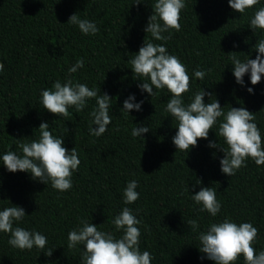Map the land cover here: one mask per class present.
<instances>
[{"label": "trees", "instance_id": "16d2710c", "mask_svg": "<svg viewBox=\"0 0 264 264\" xmlns=\"http://www.w3.org/2000/svg\"><path fill=\"white\" fill-rule=\"evenodd\" d=\"M136 2L0 0V63L4 65L0 71V211L22 207L26 216L14 227L47 238L43 250L35 246L20 250L9 245L10 233L0 232V264H83L84 246L69 249L68 233L87 221L119 239L123 230L118 231L112 221L124 207L131 208L140 221L139 247L150 252L151 264H215L199 251L198 236L225 218L256 227L253 247L257 254L264 250V165L248 158L234 176L221 172L224 153L208 145L228 147L218 135L223 117L207 140H198L188 152L177 150L172 141L178 121L165 110L171 93L166 88H153L152 97L142 92L138 85L144 78L134 76L129 62L145 40L165 46L190 76V89L182 96L185 106L203 90L211 94L204 103L217 100L225 114L231 107H244L256 115L253 122L264 141V76L252 85L246 73L241 86L229 58L233 52L241 62L258 55L255 45L264 39V30L251 29L250 21L264 7V0L243 14L231 9L228 0H185L180 31L165 32L164 36L170 35L166 41L145 32L156 0ZM73 14L94 22L99 32L84 35L68 23ZM78 59L84 60V67L69 76ZM197 69L206 73L203 80L195 77ZM68 78L112 100V122L102 136L89 132L90 125L96 127L90 115L97 107L95 98L87 100L80 112L70 106L66 118L43 108L41 92ZM130 95L135 103L143 101L140 111L122 110ZM41 123L49 125L54 137H62L64 147L69 151L75 147L78 153L80 164L68 191L55 190L50 181L41 183L28 172H9L2 163L6 152L22 155L21 143L39 139ZM136 126L150 131L142 138L133 137ZM131 180L138 182L139 199L126 205L123 193ZM202 187L216 191L222 207L215 217L192 200ZM189 220H196L199 228L192 229ZM49 250L51 257L44 254ZM235 264H245L243 257Z\"/></svg>", "mask_w": 264, "mask_h": 264}, {"label": "clouds", "instance_id": "9594fccd", "mask_svg": "<svg viewBox=\"0 0 264 264\" xmlns=\"http://www.w3.org/2000/svg\"><path fill=\"white\" fill-rule=\"evenodd\" d=\"M140 3L137 0L135 4ZM228 3L231 9L243 14L247 9L256 6L259 0H228ZM185 7V0H156L145 32L158 41L170 39V35L166 37L163 34L170 30L180 31V13ZM68 23L77 25L84 35H96L99 32L94 22L81 19L77 14L71 15ZM250 28L264 30V7L255 12ZM255 49L258 53L256 58L244 62H241L237 53L229 54L234 65L233 75L241 86H244L243 77L246 73H250L252 85H257L264 76V39L257 42ZM129 62L134 76L144 78L143 83L138 85L142 92H147L152 97L156 95L153 88H166L171 93L165 110L178 121L177 132L172 141L177 150L188 152L190 148L197 146L198 140H207L218 118L223 117L218 135L224 138L228 147L221 148L216 142H209L208 145L210 148H219L224 153V158L220 160L221 172L229 177L234 176L237 170L246 166L245 161L248 158L257 166L264 165V141L257 124L253 122L256 119L255 114L244 107H231L225 114L217 100L204 103V97H211V94L203 90L195 93L194 99L185 106L182 96L190 89V76L180 59L169 54L163 45L145 40L138 54L133 55ZM83 67L84 60L78 59L69 68V76ZM3 68L4 65L0 63V71ZM194 75L198 80H203L206 73L197 69ZM247 91L254 94L252 88H247ZM92 98L96 99L97 107L90 115L92 124L96 127L90 125L89 132L99 137L112 122L109 112L112 100L107 94L98 95L95 89H90L86 84L74 83L71 78L63 84L57 80L50 89L41 92L43 108L53 115L65 118L70 115V106L80 112L86 107L87 100ZM134 101L135 96L130 95L124 101L122 110L126 113L140 111L143 101ZM38 130L39 139L21 143L19 147L22 155L11 150L6 152L2 156L3 165L12 173L28 172L41 183L47 184L50 181L52 188L60 192L70 190L73 187V172L80 164L76 148L69 151L64 147L62 137H54L47 123H41ZM149 131V127L136 126L131 134L133 137L142 138ZM138 186L136 180L127 183L123 193L124 204H133L139 199L136 191ZM192 200L202 205L201 211H206L212 217L217 216L222 207L216 198V191L211 187H202L192 195ZM25 216L22 207L4 208L0 211V232L10 233L8 243L14 248L31 250L35 246L43 250L47 244V238L43 234L30 232L19 226L14 227V223L23 221ZM112 223L118 231L123 230L121 238L117 239L112 233L99 231L94 224L81 221L82 227L68 233V248L84 246L83 264H151L150 252L140 250L141 233L137 227L140 221L133 215L132 209L124 207ZM188 225L194 230L199 228L196 220H189ZM257 236L258 229L251 223L237 224L225 218L222 222L211 224L206 232L199 234V251L215 264H235L240 257H243L245 264H264V250L257 254L253 247ZM52 252L49 250L44 254L51 257Z\"/></svg>", "mask_w": 264, "mask_h": 264}]
</instances>
